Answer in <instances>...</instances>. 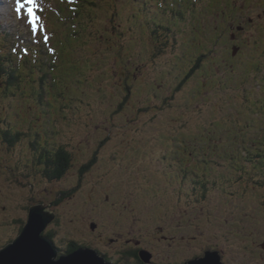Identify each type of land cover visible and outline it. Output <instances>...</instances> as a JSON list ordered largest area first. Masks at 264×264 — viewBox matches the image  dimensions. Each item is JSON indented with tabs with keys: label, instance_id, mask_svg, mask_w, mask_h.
I'll use <instances>...</instances> for the list:
<instances>
[{
	"label": "rangeland",
	"instance_id": "obj_1",
	"mask_svg": "<svg viewBox=\"0 0 264 264\" xmlns=\"http://www.w3.org/2000/svg\"><path fill=\"white\" fill-rule=\"evenodd\" d=\"M84 1L37 0L47 31L32 37L26 20L16 17L15 0H0V27L8 31L0 36L1 62L10 56L18 77L16 87L8 92L0 80V119L6 123L0 127L8 125L12 135L28 130L29 142L38 131L50 147L64 146L74 159L61 181L50 182L36 168L33 171L24 139L8 147L1 134L0 250L18 237L28 208L40 206L54 216L44 233H55L59 245L70 239L110 252L115 260L125 249L107 243L109 238L123 244L135 240L139 253H152L148 252L153 264H183L211 249L219 252L223 264H264L260 246L264 187L238 181L233 164L221 170L209 166L208 173L203 158H198L196 165L188 166L196 174L204 169L206 176L212 175L205 177L212 184L208 196L193 195L199 188L185 182L176 157L184 147L190 151L208 147L222 158L221 163L227 151L246 145L248 129L239 126L235 129L239 136L234 137L232 127L246 111L252 120L257 118L243 105L250 94L255 99L261 93L260 99L264 98V0H226L230 3L226 8L198 9L192 29L184 27L180 47L175 44L173 52L157 57L152 56L149 34L138 28L135 18L143 1L90 0L101 2L91 28L98 34L92 37L72 34L75 27L68 23ZM116 8L123 32L117 37L106 26L108 14ZM147 9L151 15L156 8L150 4ZM202 20L205 25L199 30L197 22ZM216 26L222 41L218 46L212 42ZM14 33L21 41L29 36L27 52ZM44 34L49 37L47 44ZM203 45L205 57L185 83L184 76L195 69L190 60ZM235 47L239 50L233 56ZM41 70L52 74L42 85L47 84V93L42 104L32 99L27 104L29 79H39L34 74ZM251 119L246 122L251 124ZM179 139L192 142L185 141L184 146ZM192 139H205L204 144L211 145H192L196 144ZM95 155L96 165L81 176L82 166ZM184 158H189L188 152ZM239 166L251 178V167ZM60 197L61 202L51 206ZM91 223L100 232L94 234Z\"/></svg>",
	"mask_w": 264,
	"mask_h": 264
},
{
	"label": "trees",
	"instance_id": "obj_2",
	"mask_svg": "<svg viewBox=\"0 0 264 264\" xmlns=\"http://www.w3.org/2000/svg\"><path fill=\"white\" fill-rule=\"evenodd\" d=\"M139 1H143L144 6L141 7V11L139 13L135 14V18L138 23V28H140L146 34L148 33L150 39L152 40L151 41L153 44L152 56L154 57L162 55L166 53L168 50L170 52L174 51L175 44L176 46H178V43H179L178 41L184 39V37L182 38L183 34L186 32V30L184 32V27L187 26L192 29V24L195 23L198 9L204 10L206 8L211 7L210 9L212 10V9H216L215 6L217 7L221 6L220 8H223L224 6L225 8L227 6H230V3H228V1L226 0H214V1H211V0L210 1L209 0H139ZM100 3L101 2L95 3V1L91 2L90 0H85L84 3H82L79 6L77 12L68 18V23L70 27H75L74 28L75 31L72 34H82V35L89 34V37H92L98 34V32L93 33V31H91V28L95 22L94 13L101 10ZM150 4H152L156 8L155 11L151 15L148 14V9H147L150 6ZM140 6L141 5H138L137 7L140 8ZM118 10L119 9L116 8L114 11H112L113 15L111 12H110L111 15L110 13L108 14L109 15L108 23H106L107 24L106 26L111 31L116 32V35H115L116 37L123 33L120 28V26L122 27L121 25L122 23L120 19L121 15L118 13ZM225 11H227V9H224V12ZM232 15L234 16L235 14H229V17ZM71 20H73L72 21L73 23H71ZM156 20L158 21L155 22ZM202 23H203V20L197 22L198 24L197 27L199 30H202L203 25H205ZM219 29L220 28H218V26L214 28V35H216L214 37L215 40L214 39L212 40V42H214V46H218L220 43H222V41L219 40L220 36L217 35V34H220ZM242 31H238V32H242ZM108 34H111V32H109ZM77 36L79 35H75V37ZM232 36H234L235 38V35H232ZM204 48L205 47L203 45V47L198 53L199 55H197L196 58L190 60L191 62H193V64L195 62V67L193 66V68L195 69L190 71V73L187 76H184L183 80L185 81V83H187L195 75V71L198 68L199 63H201L202 59L205 57L203 53ZM208 53H210V51H208ZM189 54L191 55V53ZM184 58L185 57H182V58L177 57L178 60H182ZM1 61H2V57L0 56V80L6 83V88L8 92L9 89H11L12 87H16L17 85V81H18V77L16 76L17 69L14 68L13 59L10 56L8 55L5 56V59H3L4 61L3 63ZM5 61L7 62V65L4 64ZM153 61L154 60L151 59V62L154 64L155 62ZM4 65H6V68L3 67ZM34 75L40 76V77L39 79L38 78L36 79L34 77H31L29 79L31 81L29 84L30 90L25 92L26 98L28 101L27 104H30L31 103L30 99H32L34 103L40 105L43 102V98L47 90L46 88L47 84H45L44 87L42 85L44 84L46 79L50 77L52 74L50 72H45L41 70L37 74L35 73ZM47 83L49 84V82ZM52 94L49 93L51 97L53 96ZM249 96H247L249 97V100H246L243 105L248 106L249 108L247 109H250L252 113L257 115V118H254V120H252L251 119L252 117H250L246 111V115L244 119L241 120V122L237 124V127L234 124L232 127L235 133H236L235 129L238 128L239 126L245 127L248 129V132L244 134V141L246 143L245 146H241L239 149L235 148L230 151H227V153H225L226 156L223 157L225 158V160H221V163L219 162V160L222 158L215 156L217 154H215L211 150L209 151L208 147L204 148L203 150H202L203 147H201L199 148L200 150H192V151L184 147L182 148L183 154L181 156L178 153H176V157L180 159L181 164H183L182 175H183V179L185 180V182L192 181L194 183V186L197 187V181L196 182L194 181L198 179L199 184L203 186L201 191L199 190V192H195L193 193V195H198L199 193H201L203 197L204 195L205 197L208 196L207 194H208L209 189L207 190V187L210 186V184H212L211 181L209 182L207 179H205V177L207 176L203 172L204 169L201 170L202 172H199L198 174H196L195 171L191 170L192 168L188 166L189 163L191 162L192 163L195 162V165H196V163L198 162V158L199 159L203 158L202 164L206 166L204 171L208 173L212 167H216L218 170H221V169H224V167L227 166L228 164H233V166H237L238 168L237 170L235 169L236 170L235 176L238 181H244L247 185L257 184L259 186L264 187V181H263L264 180V133H263L264 132V98L260 99L261 93L256 94L255 99L251 98L253 97L251 94ZM250 99H251V103L248 104ZM236 100H239V98ZM237 103H240V102H237ZM38 109H41V107H38ZM47 111L48 110H46V112ZM246 118L251 119L252 123L249 124L248 122H246ZM254 122H257L258 124L255 126ZM0 124L3 125L6 123L4 121H1L0 119ZM229 124H231L230 120H229ZM260 125L262 126L260 127L259 131H256L255 133V130L259 128ZM7 127L8 125H5L3 128L0 127V138L2 134L3 140H4L2 141L1 139L2 143L6 146L8 145V147H13L14 145L18 144L20 141L24 139V142L27 145H29V154L31 156L30 160H32L33 162V167H32L33 171L37 170V172L41 176H43L45 179H47L48 181L50 182L61 181L72 168L73 161H74L73 156L64 146H57L55 149L50 147L46 137L43 135H40L39 132L36 130L35 131L38 133V135L35 136L34 141L29 142L27 138L28 130L26 132L20 131V134L12 135L10 131L7 129ZM253 127H256V128L254 129ZM251 129L253 130L251 131ZM225 130L227 131V129ZM260 130H263V131L260 132ZM251 132H253L254 134H252ZM237 136L239 135L236 133L234 137H237ZM248 136L251 137L249 141L245 140V138ZM189 140L190 139H186V140L179 139L178 142L180 144H183L184 146H187L188 144L186 145L184 142L185 141L188 142ZM192 140L196 143L192 145H201V146L211 145V143H209L210 139L206 144H204L206 142L205 139H192ZM171 141H174V139L173 140L171 139ZM189 142H192V141H189ZM186 152H188L189 158H184L186 155ZM204 152L207 154L206 157H203L202 155ZM96 163H97V156L95 155L85 166L84 165L82 166L83 168L80 170L81 176L88 173L96 165ZM239 165H242L244 167L248 165L249 167H251L253 171L251 178L246 177V174L243 172V169ZM209 166H212V167H209ZM240 175H242L243 178H239ZM195 176H197L196 179H195ZM210 177L212 178V175ZM74 191L75 190L71 191L70 193H73ZM60 202H61V197L58 198L56 202H53L51 206H56ZM42 205L44 206V204ZM32 207L34 206H30L28 208V211ZM24 226L25 224L22 225V229L19 230V234L23 230ZM46 236L47 238L52 237L50 233H47ZM251 248H254V246H251Z\"/></svg>",
	"mask_w": 264,
	"mask_h": 264
},
{
	"label": "water",
	"instance_id": "obj_3",
	"mask_svg": "<svg viewBox=\"0 0 264 264\" xmlns=\"http://www.w3.org/2000/svg\"><path fill=\"white\" fill-rule=\"evenodd\" d=\"M238 50L236 47L233 48V56ZM53 220L54 216L49 217L43 207L30 208L27 223L20 235L5 249L0 250V264H109L92 249L79 248L71 254L59 257L55 246L43 236ZM261 248L264 250V242ZM139 258L143 264H150L151 255L148 252L139 253ZM187 264L222 263L218 253L206 252L204 258L192 260Z\"/></svg>",
	"mask_w": 264,
	"mask_h": 264
},
{
	"label": "flooded vegetation",
	"instance_id": "obj_4",
	"mask_svg": "<svg viewBox=\"0 0 264 264\" xmlns=\"http://www.w3.org/2000/svg\"><path fill=\"white\" fill-rule=\"evenodd\" d=\"M178 163L180 164V167H181V169H182V167H183V164H181V162H180V159L178 160ZM198 187V186H197ZM199 188V190L200 189H202L201 187H198ZM23 224H25L24 222H22V225ZM94 228H93V227ZM48 228V227H47ZM93 228V229H92ZM97 225H95L94 223H91V225H90V229H91V231L94 233V234H96L97 233ZM46 231V230H45ZM44 231V232H45ZM98 232H100V230L98 231ZM48 233H50L51 234V238H48L49 240H51L52 242H53V244H54V246H55V248L57 249V251H58V256L59 257H61V256H64V255H66V254H71V253H73V252H75L76 250H78L79 248H84V249H92V250H95V251H97V253L101 256V257H103L104 259H105V261L107 262V263H109V264H143L142 262H141V260H140V258H139V250L137 249V244H136V242H135V240L133 241L132 239H127V240H125V244H123L122 242V240H120V239H117V238H109L106 242L108 243L109 242V244H120V247H124V249H125V251H123L122 253H121V255H120V260H115L116 258H112V254H110V252H107V253H105V252H100V251H98L97 249H94L93 247H91V246H89V245H79V244H76L73 240H70V239H68L67 241H61L62 242V244L61 245H59L58 243H57V237H56V235H55V233H52V232H48ZM46 234L47 233H44L43 234V236H45L46 238H47V236H46ZM102 234H99V236L98 237H100ZM131 245H133L134 246V248H132L131 247ZM261 246V245H260ZM148 251V250H147ZM148 252H150V251H148ZM206 252H216V253H218V255H219V257H220V259H221V256H220V254H219V252H217V250H215V249H211V251H205L204 253H201L200 255H198V257L197 258H194L193 260H195V259H201V258H204V256H205V253ZM151 253V252H150ZM152 254V253H151ZM263 254V253H262ZM264 255V254H263ZM126 260H128L129 261V263H126ZM132 261H134V262H132ZM190 261H192V260H190ZM190 261H188V262H190ZM188 262H184L183 264H187ZM221 263H222V261H221ZM150 264H153L152 263V261L150 260ZM223 264V263H222Z\"/></svg>",
	"mask_w": 264,
	"mask_h": 264
},
{
	"label": "snow or ice",
	"instance_id": "obj_5",
	"mask_svg": "<svg viewBox=\"0 0 264 264\" xmlns=\"http://www.w3.org/2000/svg\"><path fill=\"white\" fill-rule=\"evenodd\" d=\"M14 12L17 19L26 20L32 37L46 33L47 29L42 23V16L38 15V13L43 12V8L38 4L37 0H15ZM42 38L45 44L49 42V37L46 34ZM25 51L27 52V49ZM32 238L35 239V237Z\"/></svg>",
	"mask_w": 264,
	"mask_h": 264
},
{
	"label": "bare ground",
	"instance_id": "obj_6",
	"mask_svg": "<svg viewBox=\"0 0 264 264\" xmlns=\"http://www.w3.org/2000/svg\"><path fill=\"white\" fill-rule=\"evenodd\" d=\"M27 223V222H26ZM44 234V233H43ZM48 239V238H47ZM51 241V240H50ZM51 243L53 244V242L51 241ZM54 245V244H53Z\"/></svg>",
	"mask_w": 264,
	"mask_h": 264
}]
</instances>
